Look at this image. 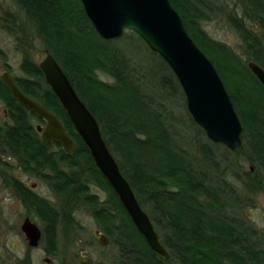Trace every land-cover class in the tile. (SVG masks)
Listing matches in <instances>:
<instances>
[{"label":"trees","instance_id":"16d2710c","mask_svg":"<svg viewBox=\"0 0 264 264\" xmlns=\"http://www.w3.org/2000/svg\"><path fill=\"white\" fill-rule=\"evenodd\" d=\"M13 2L17 12L8 9L4 17L0 15V27L16 36L19 27L29 32L17 39L23 53L22 74L14 79L27 95L56 113L75 140L76 150L70 154L61 144L48 149L34 124L45 119L25 108L0 75V100L7 114V119L0 116L3 182L29 199L28 187L13 168L22 166L29 174L44 176L49 172L43 170L50 168L47 176L54 191L71 195L78 205H89L109 237V245L118 250V264H264V239L240 213L252 193L264 184V87L248 66L253 60L264 67V0H237L231 7L213 0H171L191 37L218 69L243 123V146L237 151L227 150L221 157L209 144L199 146V155L184 148L175 137L162 100L185 94L158 53L152 51L162 58L158 83L163 93L159 96L145 90L146 83L129 69L127 31L120 39H103L80 0ZM216 13L224 15L238 33L243 55L210 37L202 27V22L212 20ZM17 17L23 21L21 25ZM133 36L140 38L135 32ZM28 41L42 42L54 54L98 119L123 174L156 224L170 252L169 259L150 247L96 169L89 149L46 85L39 63L30 56ZM99 72L109 75L113 82L99 78ZM192 123L205 133L193 119ZM228 154L253 162L257 170L244 171L242 177L233 174L238 184L230 182L228 170L233 163L220 170L221 161L231 159ZM90 183L105 191L106 198L92 193ZM37 201L40 206L44 203L41 198ZM60 219V211L50 201L51 251L58 248ZM73 224L69 220L66 233Z\"/></svg>","mask_w":264,"mask_h":264},{"label":"water","instance_id":"95a60500","mask_svg":"<svg viewBox=\"0 0 264 264\" xmlns=\"http://www.w3.org/2000/svg\"><path fill=\"white\" fill-rule=\"evenodd\" d=\"M80 1L100 37L116 40L122 38L126 31H133L167 62L182 87L192 119L212 142L222 144L231 151L243 146V123L227 87L214 63L189 34L171 0ZM45 51V57L39 62L44 81L89 149L96 169L117 194L150 247L163 259H169L170 252L163 244L150 214L142 207L136 191L123 174L98 119L54 54L49 49ZM248 66L264 87V67L253 60L248 62ZM1 79L25 108L46 120V126L40 129L46 146L52 148L54 142H59L66 152L74 153L76 142L56 113L27 95L10 72H3ZM22 230L30 246L39 245L42 231L35 223L26 219ZM95 235L102 246L110 244L109 237L100 230H95Z\"/></svg>","mask_w":264,"mask_h":264},{"label":"rangeland","instance_id":"374dc122","mask_svg":"<svg viewBox=\"0 0 264 264\" xmlns=\"http://www.w3.org/2000/svg\"><path fill=\"white\" fill-rule=\"evenodd\" d=\"M213 1L219 4L224 3L231 7L237 0ZM16 8L17 6L13 0H0L1 17L6 15L8 9L17 12ZM21 21V18H18L19 25L22 24L23 21ZM202 27L210 37L228 44L240 55H243L242 41L238 33L227 22L224 15L216 13L215 18L212 20L203 21ZM18 34V36L24 37L25 34L29 35V32L19 27ZM132 34L133 32L128 30L125 35V38L128 40L125 43V47L130 50L129 69L130 71H135L142 78L143 82L146 83L147 88L145 90L155 92L159 96L163 93V89L158 83L162 58L153 53L142 39H136L135 36L132 38ZM18 36L11 35L6 29L0 27V75L5 71L10 72L13 77L22 74L21 61L23 53L21 46L17 42ZM27 44L30 56L37 63L42 61L46 55L44 44L39 41H28ZM98 77L104 81L113 82V79L105 73L99 72ZM162 101L169 115L168 124L184 148L197 152L200 155L201 153L198 152L199 146L209 144L217 156L221 157V155L227 154L226 151L229 149L226 146L212 142L205 133H201L192 123V117L187 109L184 96L177 93ZM5 109V105L0 100V116L7 119ZM34 124L36 127L40 126L44 128L46 126V122H39L37 120L34 121ZM228 156L231 159L225 162L222 160L220 170L222 172V169L227 167L229 162L233 163V166L228 170L230 174L228 175V180L234 184H238L235 182L234 175L242 177L244 171L250 170L251 172H255L257 170L253 162L242 160L236 154H228ZM9 161L17 165L16 160L11 159ZM13 169L20 178L28 181L30 187L33 183H39V193L50 198V201L60 211L58 248L54 251H51L50 248V264H118L117 248L112 245L102 246L99 243L95 230L101 229L103 231V229L97 218L89 211L88 204L78 205L71 195L60 194L54 191L51 186L49 187L46 182L36 175H26L24 171L21 172L22 169L19 167ZM90 189L92 193H97L102 199H105L107 196L105 191L93 183H90ZM239 189L240 192L243 191L242 186ZM250 197L251 200H249L248 204L242 206L240 213L257 229L258 236L264 239V184L260 189L254 191ZM28 214L29 212L22 206L20 199L0 179V264H19L28 256L31 257L32 262L27 261L26 264H46L44 263V259L47 257V253L45 252L46 238L45 240L44 237L42 238L38 247L32 248L28 245L25 235L21 230L23 219ZM69 220H73L74 224L68 230L71 231L66 233L64 228Z\"/></svg>","mask_w":264,"mask_h":264},{"label":"flooded vegetation","instance_id":"af4514ba","mask_svg":"<svg viewBox=\"0 0 264 264\" xmlns=\"http://www.w3.org/2000/svg\"><path fill=\"white\" fill-rule=\"evenodd\" d=\"M36 128H37L38 132L41 133L40 134V136H41L42 135V131H40V129L42 127L37 126ZM41 139H42V136H41ZM42 142H43V140H42ZM56 144H61V143L54 142V146L52 148L47 147L46 144L44 143V145L48 149H54L55 146H56ZM61 146L63 148V145L62 144H61ZM19 168L22 169L21 172L24 171L26 173V175H29V173L26 172L22 168V166H20ZM43 171H44V173H48L49 172V174H47V175L50 176V168L49 169L48 168H45ZM33 175H35V174H33ZM47 175L44 176V174H41V175H36V176L39 177V178H41L50 187V177H48ZM16 176L20 179V181L22 182V184H24L26 187H28V191L27 192L31 194V197L29 199L24 198L23 192H21V191L19 192L18 190H14V189L10 188L8 185H6L3 182V180L1 178L0 179L2 180V182L4 183V185L6 187L10 188L11 192L20 199V202H21L22 206H24V208L29 212V214L26 215L24 217V219H23V222L21 224V230H22V226L25 223V220L26 219H29L31 222L35 223L41 229V231H42L41 240L44 237V240L46 238V243H47L46 244V248H45V252L47 253V257L44 259V263L50 264V262H51L50 261V198H48L45 195L39 193V191H38V189H39V183H33V185L30 187L28 185V181L27 180L20 178L17 173H16ZM29 180H30V178H29ZM38 198H41L42 201L44 202V203L42 202L43 203L42 206L38 205L39 204V202L37 201ZM98 230H100L102 233H104L101 229H98ZM22 232L25 235V238H26V240L28 242V245H29V240H28L26 234L24 233L23 230H22ZM41 240H40V242H41ZM39 245H40V243H39ZM38 246H36V247H38ZM30 247H32V246H30ZM36 247H32V248H36ZM25 259H24V261H21L19 264H26L27 261L32 262L31 261L32 259L29 256L26 257Z\"/></svg>","mask_w":264,"mask_h":264},{"label":"bare ground","instance_id":"6f19581e","mask_svg":"<svg viewBox=\"0 0 264 264\" xmlns=\"http://www.w3.org/2000/svg\"><path fill=\"white\" fill-rule=\"evenodd\" d=\"M111 187V186H110ZM112 188V187H111ZM114 191V190H113Z\"/></svg>","mask_w":264,"mask_h":264}]
</instances>
